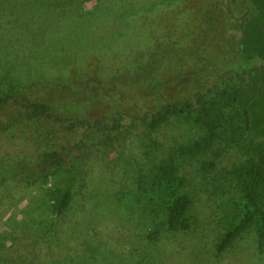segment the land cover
<instances>
[{
  "label": "rangeland",
  "instance_id": "rangeland-1",
  "mask_svg": "<svg viewBox=\"0 0 264 264\" xmlns=\"http://www.w3.org/2000/svg\"><path fill=\"white\" fill-rule=\"evenodd\" d=\"M1 2L0 81L30 74L26 81H44L46 100L59 113L68 103L69 115L89 118L141 114L157 99L189 98L219 75L227 81L237 66L239 31L232 24L249 15L246 0H114L123 10L116 17L46 13L41 33L19 35L3 28ZM7 20L15 24L14 15ZM151 53L156 67H148ZM17 114L15 107L0 111V241L18 264H264V241L259 248L252 230L214 252L221 213L234 193L225 171L241 159L233 148L220 145L218 154L207 151L182 167L191 193L188 227L167 231L125 206L121 193L138 167L184 136L182 125L171 121L151 144L128 117L113 138L93 129L67 132L50 120L11 121ZM60 146L67 148L63 162L40 185L33 167L38 155ZM210 157L219 167L197 179L195 166ZM53 187L73 188L59 221L51 211ZM152 228L161 233L150 241Z\"/></svg>",
  "mask_w": 264,
  "mask_h": 264
},
{
  "label": "trees",
  "instance_id": "trees-1",
  "mask_svg": "<svg viewBox=\"0 0 264 264\" xmlns=\"http://www.w3.org/2000/svg\"><path fill=\"white\" fill-rule=\"evenodd\" d=\"M88 1H94L89 8L84 6ZM12 2H1L5 19L3 28L14 29L19 35L22 30H35V35L41 33L46 13L55 16L112 17L123 12L120 6L115 7L119 4L114 5V0H16V5ZM246 4L249 15L232 24L239 35L237 66L235 70H230L229 82L219 75L218 81L193 89L189 98L165 102L157 99L150 109L143 110L141 114L118 111L115 116L104 114L89 118L69 115L67 110H73L74 106L68 103L65 113H59L52 106L53 100H46L49 94L41 87L44 81L32 84L26 81L30 74L25 73V78L15 76L13 82L10 79H5L6 83L0 81V111L7 107L17 108V119L11 118L14 122L50 120L67 132L93 129L94 132H111L113 138L121 133L124 117H128L129 125L141 128L151 144L156 142L155 135L160 129L171 121L182 125L184 136L169 146L159 159L138 167L132 185L121 193L125 206L135 208L142 218L152 222V226L158 222L163 224L167 231L188 227L191 193L184 186L186 177L180 171L182 167L207 151L218 154L217 147L220 145L233 148L241 159L225 171L234 193L221 213L222 227L214 242V252L216 255L222 252L246 230H252L261 248L264 241V0H246ZM214 5L217 6V3ZM9 15H14L15 24L7 26ZM21 54L22 58L25 57L23 52ZM165 55L166 51L160 59ZM148 56V67H156L158 62L153 53ZM39 58L42 60V55ZM56 95L59 94L56 92ZM107 140L108 134L101 143ZM66 149L60 146L43 150L38 155L33 167L40 185H45L50 179V171L63 162ZM219 165L213 157L202 160L195 166L196 178L212 173ZM72 191V187H53L51 211L55 221H59L67 209ZM159 233L161 230L152 228L146 236L152 241ZM2 246L0 241V264H18L17 258L4 255Z\"/></svg>",
  "mask_w": 264,
  "mask_h": 264
}]
</instances>
